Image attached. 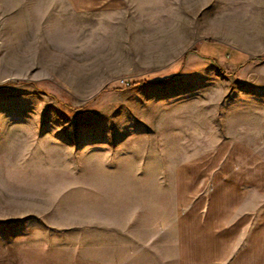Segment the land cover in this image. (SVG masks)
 <instances>
[{
	"label": "rangeland",
	"instance_id": "rangeland-1",
	"mask_svg": "<svg viewBox=\"0 0 264 264\" xmlns=\"http://www.w3.org/2000/svg\"><path fill=\"white\" fill-rule=\"evenodd\" d=\"M261 4L222 0L220 28L191 32L170 73L87 98L21 66L0 80V264L187 263L179 224L206 193L182 203L178 168L230 141L264 158V51L245 16Z\"/></svg>",
	"mask_w": 264,
	"mask_h": 264
},
{
	"label": "crops",
	"instance_id": "crops-1",
	"mask_svg": "<svg viewBox=\"0 0 264 264\" xmlns=\"http://www.w3.org/2000/svg\"><path fill=\"white\" fill-rule=\"evenodd\" d=\"M243 1L262 3L245 16L247 40L252 35L263 52L264 0ZM221 2L0 0V80L21 66L23 73L87 98L119 74L165 66L170 73L191 32L220 28ZM229 14L237 17L232 9ZM207 17L219 20L207 23ZM249 145L222 142L178 168L182 203L184 194L206 193L190 203L179 224L180 241L192 247L182 251L185 264H264V208L255 212L253 204L254 194L264 195V158Z\"/></svg>",
	"mask_w": 264,
	"mask_h": 264
},
{
	"label": "built area",
	"instance_id": "built-area-1",
	"mask_svg": "<svg viewBox=\"0 0 264 264\" xmlns=\"http://www.w3.org/2000/svg\"><path fill=\"white\" fill-rule=\"evenodd\" d=\"M122 82H123V81H122ZM125 84H126V85H128V83H127V82H126Z\"/></svg>",
	"mask_w": 264,
	"mask_h": 264
},
{
	"label": "trees",
	"instance_id": "trees-1",
	"mask_svg": "<svg viewBox=\"0 0 264 264\" xmlns=\"http://www.w3.org/2000/svg\"><path fill=\"white\" fill-rule=\"evenodd\" d=\"M258 60L261 59V57L257 58Z\"/></svg>",
	"mask_w": 264,
	"mask_h": 264
}]
</instances>
